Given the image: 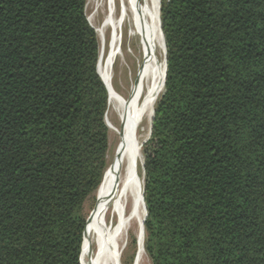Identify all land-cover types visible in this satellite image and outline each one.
I'll return each mask as SVG.
<instances>
[{
    "label": "trees",
    "instance_id": "obj_1",
    "mask_svg": "<svg viewBox=\"0 0 264 264\" xmlns=\"http://www.w3.org/2000/svg\"><path fill=\"white\" fill-rule=\"evenodd\" d=\"M87 0H0V264H82L107 168ZM143 153L150 264H264V0H161Z\"/></svg>",
    "mask_w": 264,
    "mask_h": 264
},
{
    "label": "bare ground",
    "instance_id": "obj_2",
    "mask_svg": "<svg viewBox=\"0 0 264 264\" xmlns=\"http://www.w3.org/2000/svg\"><path fill=\"white\" fill-rule=\"evenodd\" d=\"M105 7V16L95 29L99 41L97 72L108 91V113L117 118L116 126L107 125L118 137V146L95 194L84 241L88 240L95 248L89 264H122L128 232L134 230L138 249L133 264H142L145 257L142 149L149 137L154 107L164 92L160 0H106ZM127 25V35L139 40L140 59L134 71L129 72L128 93L123 97L112 87V68L118 58L124 57L120 44Z\"/></svg>",
    "mask_w": 264,
    "mask_h": 264
},
{
    "label": "rangeland",
    "instance_id": "obj_3",
    "mask_svg": "<svg viewBox=\"0 0 264 264\" xmlns=\"http://www.w3.org/2000/svg\"><path fill=\"white\" fill-rule=\"evenodd\" d=\"M105 3H106V0H87L86 7H85V15H86L88 23L94 29V31L101 24V22L105 16V12H106ZM160 5H161V0H160ZM116 10L118 11V4H116ZM128 29H129L128 25L124 27L123 38H122V41L120 44L124 57L118 58L116 60V62L113 64V68H112V74H113L112 87L114 88V90L116 91L117 94L118 93L120 95L122 94L123 97H126L127 93H128L129 72L132 70L134 71V69L137 65V61L140 59V57H139V59L137 57L138 52H139V48H138L139 40L136 37L130 38L127 35ZM107 31L105 32L106 33V41H105L106 47H105V49H107V46H108V34L109 33ZM97 65H98V62H97ZM96 71H98L97 67H96ZM98 76H99V74H98ZM99 78H100V76H99ZM103 84H104V82H103ZM107 114H108V117H107ZM104 121H105V125H106L107 129L109 127V125H107V123H109V124L112 123L115 126L117 125V118L113 113H108V106H107V110L105 113ZM148 139H149V137H148ZM148 139H147V141H148ZM146 144H145V146H146ZM117 146H118V137L115 136V134H113L108 129V150L106 153L107 166L109 165L111 160L114 158V156H115L114 154L116 153ZM145 146H144V148H145ZM142 173H143V169H142ZM98 188H97V190H98ZM97 190H96V192H97ZM96 192L94 193V195L92 197H90L84 203V206H83V214L85 215L86 220L88 222L93 215V211H94V207H95V201H96V199H95ZM137 249H138V247H137V241H136V237H135V231L130 230L128 232L126 247H125L123 255H122V264H133ZM94 254H95V248L90 246L88 240L84 241V235H83V245H82V251H81L82 264H89L91 257L94 256ZM89 256H90V258H89ZM142 264H150L146 254H145L144 261Z\"/></svg>",
    "mask_w": 264,
    "mask_h": 264
},
{
    "label": "water",
    "instance_id": "obj_4",
    "mask_svg": "<svg viewBox=\"0 0 264 264\" xmlns=\"http://www.w3.org/2000/svg\"><path fill=\"white\" fill-rule=\"evenodd\" d=\"M163 36V35H162ZM163 41H164V39H163ZM164 48H165V44H164ZM164 69H165V72H164V84H165V74H166V51H165V57H164ZM98 74V73H97ZM105 86V85H104ZM106 88V87H105ZM107 90V89H106ZM107 93H108V91H107ZM153 113H154V111H153ZM152 120H153V117H152ZM150 133H151V128H150V132H149V136H150ZM142 200H143V197H142ZM143 204H144V202H143ZM144 220H145V217H146V211H145V206H144ZM83 235H84V233H83Z\"/></svg>",
    "mask_w": 264,
    "mask_h": 264
}]
</instances>
